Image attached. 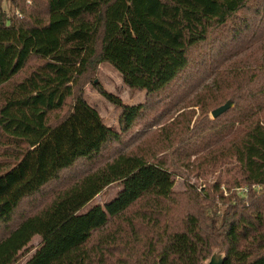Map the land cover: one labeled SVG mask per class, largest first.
<instances>
[{"label":"trees","instance_id":"obj_1","mask_svg":"<svg viewBox=\"0 0 264 264\" xmlns=\"http://www.w3.org/2000/svg\"><path fill=\"white\" fill-rule=\"evenodd\" d=\"M252 1L0 0V264L34 237L23 264H201L218 249L223 264H264V7ZM102 62L148 96L126 105L100 90L121 110L119 132L75 91ZM200 86L211 112L233 107L193 129L182 115L174 163L137 132L124 142L144 112L162 119L174 104L165 89ZM190 176L215 179L200 192ZM113 184V200L79 215Z\"/></svg>","mask_w":264,"mask_h":264},{"label":"rangeland","instance_id":"obj_2","mask_svg":"<svg viewBox=\"0 0 264 264\" xmlns=\"http://www.w3.org/2000/svg\"><path fill=\"white\" fill-rule=\"evenodd\" d=\"M28 1L29 0H24L25 8H27L26 4ZM251 3L257 4L259 9H261V7H264V0H255ZM256 11L244 12L243 16L254 17ZM236 20L241 25L242 10L237 14ZM36 63V59H29L26 62L17 80L21 77V75L26 74L31 67L36 65ZM100 90L113 95L126 105H143L148 101L147 93L144 90L131 89L126 86L120 74L108 63L102 62L97 64L94 71L88 72L83 77H81L78 80V85L77 87H75V91L81 92L83 100L90 107L95 109L98 112L103 123L106 126L112 128L115 132H119V117L121 110L111 102L107 101L101 95ZM180 95L181 91L177 92L170 89H165L162 94H160L163 105L167 103L164 108L168 107L172 103L174 104L169 106L168 111L165 113L162 119L160 117V114H157V116L153 118L154 113L152 111L144 112L143 118L133 126L129 133V136L123 139L124 142L129 141L131 137L137 132L140 134V137H142L144 145L152 149L159 158L163 160L166 159L174 163V158L170 155L167 147L168 141H171L172 145L176 146V141L181 137L180 135L175 136L174 134L178 133V127H181V124H179L178 122L182 118V115L187 114V117L188 115L190 116V119L188 117V121L189 126L192 129L196 122H200L205 117L209 120H214L210 115L212 109L211 106H206L203 103L205 99V93L201 89V86L196 88L195 91L187 94L184 98H182ZM70 102L71 100L68 99L67 104L69 105ZM195 102H198V105H195ZM66 111V107H64L62 110L53 114L51 116V120H55V116L62 117L66 113ZM196 139L197 142L202 141V138L200 136H197ZM197 142H195V138H193L186 141L185 145H187L188 143L195 144ZM113 145L115 144L110 145L109 149ZM81 163L82 161H78L75 165V169L78 168ZM66 172H64L63 174H65ZM181 172L182 171H180V168H177V171H174V191H182L184 189L183 183L185 179L184 177H180ZM214 179L215 176H208L207 182H205L201 179V177L190 176L189 183L191 185H194L197 190L201 192L205 191V189L213 184ZM224 187L225 186L223 185L220 189H223ZM121 188L122 187L118 184H113L106 187L99 194H97L91 202L87 203L80 210L79 215L87 213L95 205L103 206L106 203L110 202L115 198L116 194L121 190ZM225 195L226 193L224 194V196ZM41 243L42 239L40 237H34L30 243L29 251L25 254H22L21 258L16 264H23L31 256L34 250L41 245ZM216 252L224 254L218 249L212 251L211 255Z\"/></svg>","mask_w":264,"mask_h":264},{"label":"water","instance_id":"obj_3","mask_svg":"<svg viewBox=\"0 0 264 264\" xmlns=\"http://www.w3.org/2000/svg\"><path fill=\"white\" fill-rule=\"evenodd\" d=\"M233 107L232 102L227 101L224 105H222L221 107L213 110L210 115L212 117V119L217 118L218 116H220L221 114H223L224 112H226L227 110H229L230 108ZM225 260V255L224 254H220L218 252L213 253L209 259L207 261H204L201 264H223Z\"/></svg>","mask_w":264,"mask_h":264},{"label":"built area","instance_id":"obj_4","mask_svg":"<svg viewBox=\"0 0 264 264\" xmlns=\"http://www.w3.org/2000/svg\"><path fill=\"white\" fill-rule=\"evenodd\" d=\"M30 2H31V0H29V1L27 2L26 7H28V6L30 5ZM12 14H13L14 16H16L17 18H20V17H21L20 12L16 9V10H14V11H12V12L8 11L5 20L10 19V16H11ZM253 188H256V187H253ZM244 191H245V190H244Z\"/></svg>","mask_w":264,"mask_h":264}]
</instances>
